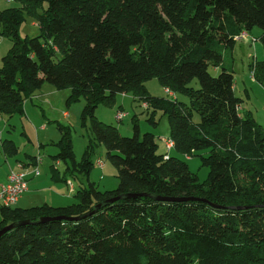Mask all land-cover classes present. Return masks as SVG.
I'll return each instance as SVG.
<instances>
[{
  "label": "trees",
  "instance_id": "obj_1",
  "mask_svg": "<svg viewBox=\"0 0 264 264\" xmlns=\"http://www.w3.org/2000/svg\"><path fill=\"white\" fill-rule=\"evenodd\" d=\"M13 1L19 6L0 10V35L11 41L1 58L0 116L22 113L44 82L68 88L66 105L84 100L90 134L76 160L70 127L57 123L52 158L63 164L61 179L89 176L101 144L119 181L111 190L78 181L76 202L65 206L0 205V229L27 221L0 236V264H264V125L240 111L230 57L243 40L235 37L254 26L264 51V0ZM25 14L37 35L19 33ZM248 67L264 88V59ZM152 78L172 95H150ZM129 91L147 103L149 122L158 110L167 116L171 148L158 152L154 133L140 135L137 124L123 136L98 118L101 104ZM1 147L17 153L12 139ZM202 150L208 174L199 181L183 157ZM26 155L33 164L37 154ZM126 193L135 196L93 210ZM187 197L198 199H168Z\"/></svg>",
  "mask_w": 264,
  "mask_h": 264
},
{
  "label": "rangeland",
  "instance_id": "obj_2",
  "mask_svg": "<svg viewBox=\"0 0 264 264\" xmlns=\"http://www.w3.org/2000/svg\"><path fill=\"white\" fill-rule=\"evenodd\" d=\"M12 6H19L18 3L14 1L0 0V10ZM24 20L19 27V33L24 36H35L39 33V29L35 19L31 16L24 15ZM263 33L262 29L254 26L248 32V42L245 40H240L236 43L232 54L233 58V71H234V81H235V91L236 95L242 98V107L240 106L241 112L252 111L253 116L256 121L264 125V88L255 80L252 79L250 74V69L248 67L249 63L256 59L264 58V51L262 43L259 40V36ZM3 39H10L6 36H2ZM254 38V40H253ZM2 45V44H1ZM11 46V44H10ZM8 47V49L10 48ZM4 51L5 53L8 51ZM3 52V53H4ZM230 52V50H228ZM2 53V54H3ZM2 58V57H1ZM0 58V66H1ZM208 71L212 75H217L218 69L209 66ZM252 80L253 82H249ZM252 83V85H251ZM145 87L149 94L155 97H169L156 78L147 80ZM45 87H50V91H45L41 93L42 97L38 98V101L45 98L44 103L36 102L33 100V104L28 100L24 102V105L28 104L27 112L23 110L22 113L13 114L11 117H3L2 121L7 123L6 129L3 132V139H12L17 146V153L13 156H5L4 152L0 148V169L5 164L6 157L11 159V161L16 162V160L24 161L26 159L25 154L33 155L40 154L43 162L41 165L40 172L43 169H48V163L53 160L52 155L58 152V147L55 143L60 138V131L58 128L59 123L63 127H70L71 140L73 152L76 160H80L83 151L89 140V119L87 118L86 124L83 125L81 122V112L84 106V100L81 98L77 101L66 105V97L69 94V89H57L48 82H44ZM194 88L199 87V82L194 78L190 84ZM244 89L248 90V94L244 92ZM42 87L37 89V93L42 91ZM43 92V91H42ZM175 96L179 100L187 101V97L181 93H176ZM119 97V98H118ZM34 98V97H33ZM117 100L112 105L101 104L97 108V115L100 120L105 123L113 124L118 128V131L123 136L133 135V124H137L140 129V135L146 131H151L155 135V139L158 142V152L165 150L164 138L169 137V123L166 115H163L161 111L155 113V124L147 120V111H145L142 101L136 99L132 92L118 93L116 95ZM121 98H124V103H121ZM119 104L122 107L119 109ZM24 107V106H23ZM243 108L244 111L241 110ZM122 111L124 116L122 120H117L115 117L116 111ZM67 111V116H63V112ZM45 125L44 130L40 131V126ZM40 131V132H39ZM37 132H39L38 139L36 137ZM62 134V131H61ZM40 136V137H39ZM38 141L42 143L41 147L38 145ZM170 153L174 154V150ZM200 154H204V151H198L195 154L190 155L188 158L183 157L188 164L191 172L196 174L199 181L206 179L208 174V168L202 163ZM93 161H101L104 163L103 170H94L89 176L82 174H77V177H72V181L78 183L81 181L83 185L87 182H94L98 190H111L116 188L118 184L117 172L115 167L106 159L105 148L103 145L98 144L96 146V151L93 156ZM63 164L61 165V168ZM60 168V169H61ZM94 170V171H93ZM2 170H0L1 173ZM76 183V189H78ZM76 191V190H75ZM75 191L69 194L72 199L71 203L76 202ZM65 206V205H62Z\"/></svg>",
  "mask_w": 264,
  "mask_h": 264
},
{
  "label": "crops",
  "instance_id": "obj_3",
  "mask_svg": "<svg viewBox=\"0 0 264 264\" xmlns=\"http://www.w3.org/2000/svg\"><path fill=\"white\" fill-rule=\"evenodd\" d=\"M244 40L248 42V39H244ZM10 44L11 43L8 40L3 39V37L0 35V58L5 54L4 51H6L8 49ZM249 82H253V81L250 80ZM251 85H252V83H251ZM45 86L46 85H44V84L41 86L43 89L42 90L43 92L42 91L40 93L34 92L32 98L29 100L32 104L34 103L33 102L34 99L36 102H39V103L45 102V98H42V100L38 101V98L42 97L41 93H44L45 91L51 90L50 87H45ZM235 89H236V87H235ZM247 93H248V90H247ZM116 100H117V98H115L114 103L116 102ZM121 103H124V98H121ZM27 106H28V104L24 105V111H26V112H27ZM121 107H122V105L119 104V109ZM241 107H242V104H241ZM241 110L244 111L243 108H241ZM96 115H97V109H96ZM99 117H100V115H99ZM2 118L3 117L0 116V148H2L1 142L3 140V138H2L3 132L7 126V123L5 121L3 122ZM44 128H45V125L40 126V131L44 130ZM39 132H37V135H36L37 138H38ZM38 139H40V138H38ZM38 145H39V147H41L42 143L38 141ZM35 154H36V152H35ZM35 154H33L32 156H34ZM5 156H7V155L5 154ZM25 157H26V159L24 161L16 160V162L11 161L10 158L8 160V158L6 157V159L4 161L5 164L0 169V170H2L0 173V185L7 180V175L9 173V171L13 168H16L17 162L26 164V163H28V161H30L26 154H25ZM42 162H43V159H42ZM41 165H42V163L39 165V169H41ZM52 165L56 168V170L58 172V174H56L54 177H53V175L55 174V169L53 167H51ZM61 165H62L61 162L53 159L51 162L48 163V169H45V168L43 169V173H42V170L38 175H35L33 173H29V175L27 177V190L22 194V196L18 199L16 204L13 206L21 207V208H27L30 206L41 205L45 202L50 204V205H53V206H62V205L71 204L72 199L70 198L69 194L73 193V190L74 191L76 190L75 185L77 182L72 181V179L70 177H68V178L66 177L67 178L66 180L61 179V177L63 176V170H64V167L61 168ZM104 167L105 166H104L103 162H102L101 167L95 163L94 170H96V169L103 170ZM77 186H78V183H77Z\"/></svg>",
  "mask_w": 264,
  "mask_h": 264
},
{
  "label": "built area",
  "instance_id": "obj_4",
  "mask_svg": "<svg viewBox=\"0 0 264 264\" xmlns=\"http://www.w3.org/2000/svg\"><path fill=\"white\" fill-rule=\"evenodd\" d=\"M13 1V0H7ZM236 39H248V34L245 32L240 33L235 37ZM254 40V38H253ZM167 94L172 95V92L165 88ZM143 107L147 106V103H142ZM64 116H67V112H63ZM124 113L120 110L116 111L115 117L117 120H122ZM164 142L167 148L173 146V141L170 137L164 138ZM187 158L189 156H186ZM42 163V157L38 153L35 156L33 164H23L20 162L16 163V168L9 171L7 175V180L0 185V205L3 206H13L16 204L18 199L27 190V177L29 173L38 175L40 173L39 165ZM101 166L102 162L98 161Z\"/></svg>",
  "mask_w": 264,
  "mask_h": 264
},
{
  "label": "water",
  "instance_id": "obj_5",
  "mask_svg": "<svg viewBox=\"0 0 264 264\" xmlns=\"http://www.w3.org/2000/svg\"><path fill=\"white\" fill-rule=\"evenodd\" d=\"M131 196H135V194L134 193H126V194H120V195H117V196H114V197H111V198H109V199H107V200H105L104 202H100V203H97L96 205H94V209L93 210H96L97 208H99L100 206H102L103 204H105V203H109V202H112V201H114V200H116V199H119V198H123V197H131ZM168 199H170V200H184V199H193V200H196V199H198V198H195V197H187V198H168ZM92 211H89V212H87V213H84L83 215H79V216H76V217H73L72 219H80V218H82V217H85L86 215H88V214H90ZM55 218V217H54ZM50 218H48V217H42V218H40V219H38V223L39 222H43V221H46V220H49ZM27 221H18V222H12V223H10V224H8V225H5L4 227H2L1 229H0V236L4 233V232H6L7 230H9V229H11V228H13V227H15V226H17V225H20V224H24V223H26Z\"/></svg>",
  "mask_w": 264,
  "mask_h": 264
}]
</instances>
